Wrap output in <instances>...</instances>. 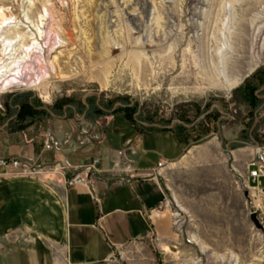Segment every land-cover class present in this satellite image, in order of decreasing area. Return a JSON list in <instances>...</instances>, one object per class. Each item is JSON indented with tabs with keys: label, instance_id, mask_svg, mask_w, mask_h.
<instances>
[{
	"label": "rangeland",
	"instance_id": "1",
	"mask_svg": "<svg viewBox=\"0 0 264 264\" xmlns=\"http://www.w3.org/2000/svg\"><path fill=\"white\" fill-rule=\"evenodd\" d=\"M1 23L19 29L17 58L24 55L21 42L32 45L37 37L40 43L29 48L36 54L27 58L22 82L0 88L1 137L32 128L33 134L47 132L44 145L50 148L77 144L72 149L89 153L96 143L57 140L60 128L53 124L65 121L64 129L71 131L73 117L85 116L111 136L126 133L127 119L172 130L196 146L232 117L247 119V130L253 118H264V106L253 112L249 105L264 103V0H0ZM224 78L235 84L225 90ZM29 103L55 118L45 115L29 124L34 119L24 112ZM78 133L83 137L86 131ZM176 213L182 215L174 209L173 223ZM204 216L206 229L228 227L229 235L207 236L201 250L157 253L158 264H264V235L250 219L248 228H233L219 214ZM187 223L184 217L181 228ZM130 256L116 253L101 264H131ZM0 264L8 262L1 258Z\"/></svg>",
	"mask_w": 264,
	"mask_h": 264
},
{
	"label": "crops",
	"instance_id": "2",
	"mask_svg": "<svg viewBox=\"0 0 264 264\" xmlns=\"http://www.w3.org/2000/svg\"><path fill=\"white\" fill-rule=\"evenodd\" d=\"M72 120L85 136L76 126L66 131L67 122L53 121L60 128L56 139L96 143V150L77 151V144L75 150L46 149L47 132L33 134L32 128L20 136L0 135V158L21 157L40 168L18 174L0 167V260L8 264H101L126 252L131 264H158L157 253L201 250L207 236L229 235L228 227L206 229L204 215L248 228L251 208H264L257 194L264 189V171L255 182L249 175L257 168L252 162L264 158V118H253L247 130V119L232 117L196 146L156 125L143 128L125 119L126 133L114 137L96 126L98 120ZM235 142L243 144L232 147ZM95 158L101 172L68 188L65 175ZM176 208L188 219L181 233L173 223Z\"/></svg>",
	"mask_w": 264,
	"mask_h": 264
},
{
	"label": "bare ground",
	"instance_id": "3",
	"mask_svg": "<svg viewBox=\"0 0 264 264\" xmlns=\"http://www.w3.org/2000/svg\"><path fill=\"white\" fill-rule=\"evenodd\" d=\"M45 12H47V10H45ZM3 22L5 23L6 20H4ZM2 24L3 23L0 24V46L2 47V52H3V62H0V88L1 89L8 87V86L15 85V84L18 85L19 83L22 82L20 75H22V72L26 70V68L24 67L25 63L28 64L26 60L27 58L32 59V57L35 56L36 54V52L31 54L30 53L31 51H29V48L32 46V48L36 50L37 47L40 46V43L38 42L39 40L37 39V37L32 39L33 40L32 45L30 44L28 46H25L24 43L21 42L22 44L20 45L21 46L20 50L22 49V53L24 55L21 58L19 57L17 58L18 49L16 47H17V42H19V39L21 38V36L19 35L20 34L19 29L13 28L14 26H4ZM11 28L12 30H10ZM37 31H38V36L41 38L43 32L39 29ZM68 38L70 39L71 36L68 35ZM25 48L26 50H24ZM26 52H28V54ZM49 63H50L51 69L52 70L55 69L56 65L54 63V60H52ZM45 75H46L45 73H41V78H43ZM223 80H224V83L222 84V87L225 90L230 89L235 84V83H231L227 78H224Z\"/></svg>",
	"mask_w": 264,
	"mask_h": 264
},
{
	"label": "built area",
	"instance_id": "4",
	"mask_svg": "<svg viewBox=\"0 0 264 264\" xmlns=\"http://www.w3.org/2000/svg\"><path fill=\"white\" fill-rule=\"evenodd\" d=\"M45 148L49 149L50 146L45 143ZM100 160L98 158L93 159L91 162L83 165L80 167L79 171L77 173H75L72 176H67L65 175V185L68 188H73L77 185H82V184H86L87 180L89 179V177L92 174L95 173H100L101 170L98 169V164H99ZM253 166H257L256 169L251 170L249 172L250 178L254 179L253 181H257L259 180V177H261L262 172L264 171V158L259 159L258 161H253L252 162ZM159 167L161 166V164L158 165ZM0 167H4V168H11L14 171H16L18 174H23V173H38V171H40L39 167H36L33 163L32 160H27V159H23L21 157H9V158H0ZM57 167V166H56ZM55 166L53 168H56ZM51 168V167H50ZM128 170H130V168H127ZM65 167H61L60 171L65 172ZM125 172H128L125 170ZM248 190H250V188L248 187ZM257 193H259L261 196L264 197V189H260L259 191H257ZM160 210V208L158 209V211ZM254 211H256L258 213V221L260 224V229H257L260 233H262L264 235V208H255ZM183 215H180L179 213H176L175 215V226L180 227V229H178V231L182 232L183 231Z\"/></svg>",
	"mask_w": 264,
	"mask_h": 264
},
{
	"label": "trees",
	"instance_id": "5",
	"mask_svg": "<svg viewBox=\"0 0 264 264\" xmlns=\"http://www.w3.org/2000/svg\"><path fill=\"white\" fill-rule=\"evenodd\" d=\"M252 111H258L260 110L261 107L264 106V103H256L254 100L252 103H249ZM28 109L24 111V106H20L19 109L22 110L21 112H25V115L27 116H30L31 114L34 115V119H30L28 118L26 122H28L29 124H35L36 123V120L38 121H42L43 117H45V115H48L49 117H52L53 116V113L50 111V110H47L45 108H42V107H36L34 103H29ZM21 112H18V115L16 116H20ZM24 113H22L21 117L23 118L25 115H23ZM35 115H37V117H35ZM14 116V117H16ZM12 117V118H14ZM18 118V117H17ZM181 140V139H180ZM243 143H240V142H235L233 143L231 146L232 147H237V146H240L242 145Z\"/></svg>",
	"mask_w": 264,
	"mask_h": 264
},
{
	"label": "water",
	"instance_id": "6",
	"mask_svg": "<svg viewBox=\"0 0 264 264\" xmlns=\"http://www.w3.org/2000/svg\"><path fill=\"white\" fill-rule=\"evenodd\" d=\"M220 146L222 147V143L220 142ZM250 220L255 228L260 229V224L258 221V213L256 211L250 214Z\"/></svg>",
	"mask_w": 264,
	"mask_h": 264
},
{
	"label": "flooded vegetation",
	"instance_id": "7",
	"mask_svg": "<svg viewBox=\"0 0 264 264\" xmlns=\"http://www.w3.org/2000/svg\"><path fill=\"white\" fill-rule=\"evenodd\" d=\"M54 116V115H53Z\"/></svg>",
	"mask_w": 264,
	"mask_h": 264
}]
</instances>
